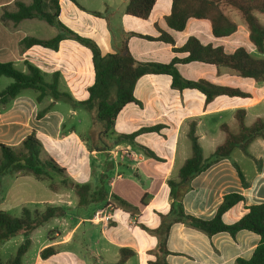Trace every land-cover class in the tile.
Segmentation results:
<instances>
[{"label":"crops","instance_id":"0c3cea01","mask_svg":"<svg viewBox=\"0 0 264 264\" xmlns=\"http://www.w3.org/2000/svg\"><path fill=\"white\" fill-rule=\"evenodd\" d=\"M129 1L99 0L104 6L99 10L95 36L82 34L72 27L71 19L64 21L65 8L73 3L76 10L69 6L68 16L88 26L80 13L90 10L77 0H44L50 13H55L57 3L58 21L82 38L94 40L103 55L117 52L127 39L129 51L136 60L169 63L176 56L187 55L175 53L173 48L183 46L195 36L202 44L223 46L228 53L245 47L253 56L264 58L237 15L234 19L238 28L232 36L216 37L207 18H190L181 31L170 28L165 17L171 12L173 0H157L147 19L127 14ZM20 3L31 5L33 0H0V62H12L23 73L29 72V65L36 66L47 82L57 74L61 91L68 92L77 101L87 100L88 89L95 81L91 49L67 34L56 49L25 46L26 38L51 39L63 32L57 24L37 17L14 21L10 14L18 11ZM261 14L257 13L264 23ZM162 31L174 37L175 45L128 36L136 32L158 37ZM177 66L188 80L206 79L217 85L239 88L247 96L219 95L207 102L206 95L196 88H174L168 74H146L135 85L134 94L140 102L125 105L111 130L84 108L54 100L50 95L39 101V92L32 88L23 90L0 110V145L18 146L35 133L42 142L43 156L53 158L65 169L64 174L54 172L50 181L39 180L32 174L12 176V184L5 185L4 177L0 180V210L4 212L20 216L24 207L43 210L46 205L64 209L62 216H53L32 232L31 246L22 264H113L118 261L122 248L135 252L125 264H152L156 260L159 235L154 230L161 226L162 216L171 210L170 180L179 182V170L192 155L191 125L196 124V134L207 159L225 140L223 124L237 130V110L246 111L247 125L253 124L256 118L264 119V81L200 61ZM13 81L1 75L0 91ZM49 106L46 114L38 118L39 111ZM152 126L160 128L141 131ZM134 133L137 134L132 139L122 138ZM248 152L252 157L236 147L229 158L219 160L195 176L183 195L185 211L212 219L224 196L237 192L244 196V201L223 215L224 222L232 224L247 213V206L264 203V137H256ZM256 159L262 161L261 169ZM233 162L242 167L248 186L243 185ZM51 182L54 189L50 187ZM77 186L89 188L82 203ZM29 203L36 206L31 207ZM105 205L115 208L110 223L91 221L94 212ZM26 238L19 234L0 246L3 262L16 254ZM260 241L259 234L246 229L238 231L235 237L226 231L209 236L177 221L167 236L170 254L166 259L169 264H236L239 257L251 258ZM48 247H54L57 252L44 258L41 253Z\"/></svg>","mask_w":264,"mask_h":264},{"label":"trees","instance_id":"16d2710c","mask_svg":"<svg viewBox=\"0 0 264 264\" xmlns=\"http://www.w3.org/2000/svg\"><path fill=\"white\" fill-rule=\"evenodd\" d=\"M157 0H130L126 13L138 18L147 19ZM57 2V0H53ZM59 6L56 3L55 13L46 10L44 0H33L31 5L20 3L16 13L10 17L16 22L27 18H41L50 24H57L61 32L51 39H39L29 37L23 40L25 46L41 45L45 47L58 48L65 34L78 39L87 45L93 55L95 68V81L89 87V98L77 101L68 92L59 89V76H53L51 82H47L41 71L33 65H29V72L19 71L12 62H0V76L5 75L13 78V82L3 91H0V110L16 98L25 89H35L39 92L40 101L46 95L52 96L54 100L66 101L74 107H81L94 114L95 118L105 124L107 130L114 127L119 112L128 103H139L135 97V85L139 78L146 74H168L172 77L174 88L183 90L196 88L206 95L210 102L219 95L247 96L239 88L214 84L206 79L188 80L178 70V63L200 61L213 64L217 67L231 69L236 74L252 78L258 82L264 81V58L253 56L245 47H239L234 52L228 53L223 46L205 45L195 36H191L181 47H174L175 53H187L183 58L174 57L169 63L138 61L127 46V39L123 46L115 53L103 55L98 44L90 39L80 36L58 21ZM100 15L101 12H94ZM257 13L264 14V0H173L172 9L165 17L167 25L177 31L185 29L190 18L206 19L210 22L212 32L216 37L232 36L237 30L238 23L234 16L237 15L246 24L249 38L257 51L264 53V23L259 19ZM137 35L147 39H158L175 45L174 37L162 31L158 37L143 35L136 32L128 33V36ZM51 106L39 111L38 118H42ZM237 130H231L227 124L221 126L225 132V140L219 144L212 155L205 159L203 148L196 134V124L191 125L189 137L192 144V155L185 161L179 170V182L170 180L169 186L173 198L170 213L162 216L161 226L154 230L159 235V244L155 250L156 260L152 264H169L167 255V236L173 223L182 222L193 226L209 236L219 232H229L233 237L240 230H249L260 235L261 241L249 259L237 258L236 264H264V203L247 206V213L238 221L227 224L223 220L225 212L244 201V196L237 192L227 193L215 217L203 219L188 214L183 205V195L191 187L192 179L221 159L229 158L236 147L242 149L246 154L252 141L259 136L264 137V119L256 118L255 122L247 125L245 122L246 111H236ZM160 126L143 128L141 131L159 130ZM138 133V132H137ZM137 133L123 135L122 138H134ZM43 145L35 133L28 135L18 146L0 145V180L6 175L13 177L32 174L39 180L50 181L53 173L64 174L62 168L53 158L43 156ZM251 156V155H250ZM252 157V156H251ZM258 168H262V161L257 160ZM238 174L246 187V180L242 167L233 162ZM50 187L54 189L51 182ZM77 193L82 203V197L88 191V186H77ZM62 207L46 205L43 210H31L24 207L20 216L0 210V246L13 237L24 234L27 238L20 245L16 254L8 261L3 262L0 252V264H22L23 256L31 246L30 235L38 227L47 223L51 218L62 216ZM57 250L48 247L42 251V257L47 258L54 255ZM135 254L134 250L122 248L120 257L113 264H125L127 259Z\"/></svg>","mask_w":264,"mask_h":264},{"label":"rangeland","instance_id":"374dc122","mask_svg":"<svg viewBox=\"0 0 264 264\" xmlns=\"http://www.w3.org/2000/svg\"><path fill=\"white\" fill-rule=\"evenodd\" d=\"M77 1L79 3H81L83 6H85L88 10H90V11H87L85 13H83V12L80 13V14H82L81 16H82L83 21H84V18H86V20L88 22V26L85 27L83 25V23H79L77 20L74 19L73 16H71V14H70L71 18L68 16L69 6L76 10V8L73 5V3H69V6H67L65 8L66 10L63 13L64 21H69V19H71L70 23H71L72 27H74V28L78 29L79 31H81L82 34L83 33L84 34L91 33V34L96 36L97 35L96 34V28L99 25V18H98L99 16L96 15L94 12H97V11L99 12V10H101L104 5L99 3V0H77ZM260 16H261L262 20L264 21V15L261 14ZM243 24L246 26V24L244 22H243ZM262 112H264V109L262 110ZM4 178H5V185L7 183L12 184V182L14 181V179H13V177L11 175H6V176H4ZM28 205L31 206V207H35L36 206L35 204H32V203H29ZM14 213L19 214L18 212H14ZM3 257L5 258L6 254H4Z\"/></svg>","mask_w":264,"mask_h":264},{"label":"built area","instance_id":"2783aa9c","mask_svg":"<svg viewBox=\"0 0 264 264\" xmlns=\"http://www.w3.org/2000/svg\"><path fill=\"white\" fill-rule=\"evenodd\" d=\"M114 206L108 205L101 208H98L90 218L93 222L102 223L108 225L110 221L114 218ZM134 222V221H133Z\"/></svg>","mask_w":264,"mask_h":264}]
</instances>
